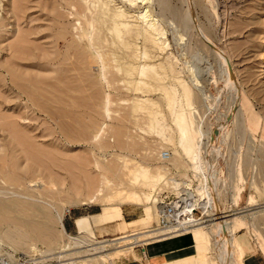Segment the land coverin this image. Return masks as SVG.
Masks as SVG:
<instances>
[{"label": "rangeland", "instance_id": "374dc122", "mask_svg": "<svg viewBox=\"0 0 264 264\" xmlns=\"http://www.w3.org/2000/svg\"><path fill=\"white\" fill-rule=\"evenodd\" d=\"M143 1L0 0V201L14 204L33 195L56 208L46 207L54 222L33 214L38 229L22 246L5 241L2 226L0 257L7 251L68 260L59 257L79 251L56 225L64 214L73 236H79V222L90 219L82 236L91 245L102 243L114 264H124L134 249L122 254L123 248L108 243L131 235L146 241L158 214L148 227L116 231L122 207L136 214L133 219H145L157 204L149 210L143 194L162 203V194H181L165 182L175 179L184 191L202 185L180 147L174 118L184 113L194 123L199 153L207 151L216 173L218 215L243 220L235 241L244 258L236 264H245L248 253V263L256 255L264 264V0ZM147 13L158 29L145 37L138 17ZM143 65L146 84L138 75ZM214 136L220 139L210 150ZM141 168H148V177L162 175L161 187L152 189L148 177L139 178ZM216 219L199 227L212 230ZM109 230L119 234H101ZM200 239L204 244L196 248L206 257L198 264H223L217 233ZM102 255L78 261L107 264Z\"/></svg>", "mask_w": 264, "mask_h": 264}, {"label": "bare ground", "instance_id": "6f19581e", "mask_svg": "<svg viewBox=\"0 0 264 264\" xmlns=\"http://www.w3.org/2000/svg\"><path fill=\"white\" fill-rule=\"evenodd\" d=\"M136 1V0H135ZM145 1V0H144ZM143 1V2H144ZM129 2V1H128ZM130 2H131V0H130ZM132 2H133V0H132ZM131 2V3H132ZM137 2H138V0H137ZM165 2V1H164ZM134 3V2H133ZM21 5V4H20ZM132 5V4H131ZM136 5V4H135ZM23 6V5H22ZM120 12V11H119ZM124 12V11H123ZM121 13H122V10H121ZM120 14V13H119ZM117 15H118V13H117ZM121 15V14H120ZM124 15V14H123ZM122 16V15H121ZM125 16H126V14H125ZM140 16V18L138 17V19H140V22H142L143 23V27L141 26V28H142V32H143V35H145V37L147 36L146 34H148V35H151L152 33H156V29H158V28H156V25L155 24H151L150 22H148V19H149V15H148V13L147 14H145V15H139ZM113 17V16H112ZM114 18H115V16H114ZM116 19H117V17H116ZM124 19V18H123ZM111 20H112V18H111ZM114 20V19H113ZM112 20V21H113ZM118 20V19H117ZM122 20V19H121ZM124 21V20H123ZM150 21V20H149ZM122 22V21H121ZM123 23H125V22H123ZM120 23H118V25H119ZM114 25V24H113ZM115 25H116V20H115ZM117 25V26H118ZM122 25V24H121ZM127 25H129V24H126V26ZM123 26H125V24H123ZM122 26V27H123ZM138 27H140V25L138 26ZM137 27V28H138ZM116 28V27H115ZM140 28V29H141ZM124 29V28H123ZM119 31H121V30H119ZM134 31V30H133ZM133 31H130V33L131 32H133ZM135 31L137 32V30L135 29ZM141 31V30H140ZM139 31V32H140ZM117 32V31H116ZM122 32V31H121ZM128 32H129V28H128ZM159 32V31H158ZM141 33V32H140ZM118 34H119V32H118ZM157 34V33H156ZM152 35H154V34H152ZM120 37H121V35H119ZM132 36V35H131ZM137 36V35H136ZM140 36V35H139ZM158 36V35H157ZM134 37V36H133ZM144 37V38H145ZM148 37V36H147ZM159 37V36H158ZM20 38V37H19ZM150 38H152V36L150 37ZM147 38H145V40H146ZM156 39V38H155ZM149 40V39H148ZM151 41H152V39H150ZM149 40V41H150ZM206 40V39H205ZM209 42V41H208ZM155 43V42H154ZM157 43V42H156ZM155 43V44H156ZM264 45V44H263ZM14 46V45H13ZM157 46V45H156ZM160 46V45H159ZM212 46V45H211ZM14 47H17V46H14ZM161 47V46H160ZM11 49H12V47H11ZM15 49V48H14ZM146 52V51H145ZM213 52V51H212ZM18 53V52H17ZM20 53H22V52H20ZM24 53H26L25 51H24ZM216 53H218L219 55V57H222L225 61V63H227L228 62V60H229V57H227L226 56V54L224 55L223 54V52L221 53V52H219L218 50H216ZM215 53V54H216ZM34 54V53H33ZM11 56V55H10ZM217 56V57H218ZM143 57L144 58H146V53L145 54H143ZM19 58V57H18ZM142 58V57H141ZM220 60V59H219ZM11 61V60H10ZM20 61V60H19ZM227 61V62H226ZM230 61V60H229ZM224 62H223V65H225L224 64ZM260 62H262V66L260 67V68H262V72H263V74H264V55H263V58L261 59V61ZM9 63V62H8ZM229 64V63H228ZM10 66V65H9ZM226 66H228V65H226ZM232 67V66H231ZM228 68H229V66H228ZM227 68V69H228ZM231 69V68H230ZM229 69V73L231 72V70ZM147 69H146V65H143V67L141 68V71L138 73V75L141 77V79H140V83L141 84H146L145 83V80L144 79H146V73H147V71H146ZM261 70V69H260ZM230 77V76H229ZM193 81H195V80H193ZM139 83V84H140ZM193 83V82H192ZM15 85H16V83H14ZM196 85V84H195ZM19 87H21V86H19ZM22 88V87H21ZM188 97L189 98H191V99H193V97H194V94H188ZM32 99H34V98H32ZM95 99V98H94ZM92 100V99H91ZM172 100H174V99H172ZM143 101V100H142ZM171 101V100H170ZM144 102V101H143ZM175 102H176V100H175ZM173 104L172 105H174V101L172 102ZM171 104V102H169V105ZM176 104V103H175ZM171 105V106H172ZM170 106V107H171ZM47 109V108H46ZM56 113H58V112H56ZM55 113V116H57V114ZM48 114V113H47ZM50 114H52V113H50ZM54 114V113H53ZM66 114V113H65ZM174 115V114H173ZM66 116V115H65ZM175 120V123H176V127H177V130H178V134H179V136H180V147L183 149V152H184V154H185V156L187 157V158H189L190 160H192V162H193V168H194V170L196 171L195 173H197L198 174V176L200 177V179H201V181H202V185H201V188H204V184H206V183H209L212 187L215 185V184H217L216 182L217 181H215V175H214V173L212 174V173H207V172H204L205 170L203 169V165L201 164V160H200V151H199V147H200V145H199V143L197 142V139H196V130H195V127H194V123L192 122V121H190L189 120V118L187 117V115H185L184 113H181V114H179V115H176V117L174 118ZM62 121V120H61ZM59 122V121H58ZM12 123V122H11ZM14 124L13 125H15L16 123L15 122H13ZM16 126H17V124H16ZM16 126H14V127H16ZM63 127H65V125L63 126ZM62 127V128H63ZM16 128H19L18 126L16 127ZM163 130L164 129H162V132H163ZM163 134V133H162ZM211 134V133H210ZM203 136V135H202ZM169 137V136H168ZM166 138V137H165ZM200 138V137H199ZM168 139V138H167ZM220 138L217 136V137H213V140H211L210 141V143H208L209 144V148L208 149H210L211 147L213 148L214 146H215V144H216V142L219 140ZM222 141V140H221ZM224 141V140H223ZM226 141V140H225ZM219 142V141H218ZM222 143H225V142H222ZM207 144V145H208ZM220 144H221V142H220ZM221 145H223V144H221ZM119 146H120V144H119ZM222 148V147H221ZM211 150V149H210ZM215 151V150H214ZM164 154H166L167 155V158H165L164 159ZM163 156H162V160L164 161V162H168L171 158V156H170V154L169 153H167V152H164L163 153ZM206 164H208V163H206ZM216 167V166H215ZM41 168V167H40ZM142 169V170H141ZM139 171V173H138V177L139 178H146V177H148V175L150 174V172L148 171V168H146V170L144 169L143 170V168H141ZM150 170V169H149ZM1 171V170H0ZM205 173H207L208 175H204ZM137 174V173H136ZM218 174V173H217ZM152 175V174H151ZM151 175H150V177H148V181L150 180L151 181V185H153L152 187V189H155L156 188V190H157V187H161V185L163 184V177H162V175H158L157 177H151ZM136 176V175H135ZM155 176V175H154ZM136 178V177H135ZM139 178H137V179H139ZM137 179H135V180H137ZM144 180H146V179H144ZM166 180L164 179V182H165ZM51 183V182H50ZM56 184V183H55ZM55 184H53V182H52V184H49V185H51V188H55L56 186H57V184L55 185ZM170 185L171 184V188L173 189V190H176L177 192H179V193H181V194H184L185 192H187V191H184V189H182L181 188V183L179 182V181H176L175 179H172L171 180V182L170 183H168V182H165L164 183V185ZM168 185V186H169ZM33 186V185H32ZM93 187H94V183H91V185L89 186V191L91 192L92 190H93ZM38 189V188H37ZM88 191V192H89ZM94 191V190H93ZM152 191V190H151ZM8 193V192H7ZM92 193V192H91ZM148 193V192H147ZM30 193H28V194H26V195H29ZM134 194V193H133ZM180 194V195H181ZM144 196H145V200L147 201V202H145L144 201V203H145V205L144 206H147L148 207V209L149 210H152V209H150L149 208V206H151V205H154V204H157V207H156V209H154V211H153V213H154V215H149L147 218H142V219H140V220H138L137 222H134V223H125L124 224V227H122V231L123 230H126L127 228H131V227H136V226H146V227H148L151 223H152V221L153 220H155L156 219V212H157V214H158V212H159V204H161L160 203V201L159 200H157V199H154L153 197H152V195H150V194H143ZM7 196V195H6ZM132 196V195H131ZM144 196H142L143 198H144ZM15 197V196H14ZM19 197V195H17V198ZM23 197V196H22ZM155 197V196H154ZM7 198V197H6ZM11 198V197H10ZM13 198V197H12ZM20 198H21V196H20ZM26 198V196L24 197V198H22V199H25ZM94 198H95V196H94ZM93 198V199H94ZM97 198V197H96ZM95 198V199H96ZM134 198V197H133ZM135 198H136V195H135ZM134 198V199H135ZM138 198H140V196H138ZM137 198V199H138ZM217 198V197H216ZM216 198H215V207L216 208H218L219 207V205H218V202H217V200H216ZM94 199V200H95ZM136 200V199H135ZM161 200L163 201V199L161 198ZM21 201V200H20ZM16 202V203H11V204H9V202H8V204H6L5 202L3 203H1V201H0V209H2V212H3V214H4V217H3V220H2V218H1V221H0V230H1V227L2 226H4L5 228H3V229H5L4 231H3V233H4V236H5V241H7V240H9L10 242H11V244L13 243V245H15L16 246V244L19 246H22L23 245V241H27V239L29 238V235H28V233H34L35 231H36V229H38V221H34L33 220V218L34 219H36L35 217H33L32 218V216H33V214L34 213H36L37 212V214L36 215H38L39 213H42V215L44 214V216H45V219L47 220V221H49V222H51V221H53V219H52V217L53 218H55L54 216H55V214L52 216L51 215V213H50V211H48V209H50V210H52V211H54L56 208H55V205L54 204H47L46 202H43L42 203V201H39L38 199H36V197L34 196L33 197V195L32 196H28L24 201H26V202H24L23 200V202ZM96 201V200H95ZM97 201H98V199H97ZM138 201H139V199H138ZM219 201V200H218ZM137 202V201H136ZM164 202V201H163ZM138 203V202H137ZM138 204H141V203H138ZM46 207L48 208V209H46ZM216 208H215V210H216ZM54 209V210H53ZM58 210V209H57ZM218 210V209H217ZM60 211V210H59ZM1 213V212H0ZM10 213H13L14 214V216L11 218L10 217ZM55 213V212H54ZM59 213V212H58ZM57 213V214H58ZM2 214V213H1ZM56 214V215H57ZM61 214H63L62 212H61ZM59 216L57 217V226L59 227V229L61 230V233H62V235L63 236H66L71 242H72V244L76 247V249H77V251H79L78 253H75V254H70V255H63L64 257H59L60 259H68V260H58V261H56V262H61V261H74L73 263L74 264H87L88 262H89V264H90V262H91V260H79L78 261V259H85L84 257H88L89 256V254H90V256H96V255H98V254H103L102 256H100L99 258H103V259H105L106 261H108V263L110 264V262L113 260L112 259V255H110V254H106L105 252H107L106 250H105V248L106 247H104V246H101L102 245V243H99V245H97V244H93V245H91L90 243H88V239H86L84 236H82V234L81 235H79V236H73V235H71V234H69L68 232H67V230H66V227H65V225H64V220H65V218H64V214L63 215H60V214H58ZM224 215V214H223ZM1 216V215H0ZM39 216V215H38ZM37 216V217H38ZM41 217V216H40ZM216 217L217 218H220V219H216V221H218L217 223H215V226L213 227V229L212 230H210V228L208 227V226H202V227H199L200 225H198L197 227H194L193 229H191L189 232H187V233H185V234H182V235H169V236H166L165 234H162V233H159V232H151V233H146L145 234V238H147L146 239V241H153V242H164V241H167V240H171V239H173V238H179V237H183V236H188V235H192L193 234V236H194V238H195V243H196V246L197 247H199V246H201L202 245V240L200 239L202 236H204V235H208V234H210L211 232H216L217 233V235L219 236V238L222 240V245L224 246V254H225V262L223 263V264H234V262H235V264H236V259L238 260V259H242V258H244V254H243V252L241 251V249H240V247H239V245H237V243H236V241H235V232H236V230H237V228L240 226V224L243 222V220H241V219H238V218H233V219H231V220H225L226 218H225V216L224 217H221L220 215H218V212L216 211ZM93 218H95V217H92V220H93ZM42 219V218H41ZM56 220V219H55ZM214 220V219H213ZM88 222H90V219H88L87 220ZM45 222V221H44ZM54 222V221H53ZM40 223V222H39ZM43 223V222H42ZM41 223V224H42ZM46 223V222H45ZM44 224V223H43ZM49 224V223H48ZM55 224V223H54ZM54 224H53V226H54ZM40 225V224H39ZM46 225H47V223H46ZM55 225V226H56ZM44 226V225H43ZM48 226V225H47ZM199 227V228H198ZM41 228H43V227H41ZM47 230H48V228H46ZM42 230V229H41ZM45 230V228L43 229V231ZM51 230V229H50ZM59 230V231H60ZM28 231V232H27ZM42 231V232H43ZM52 231V230H51ZM53 231H55V230H53ZM39 232V231H38ZM37 232V234H39ZM41 232V231H40ZM48 232V231H47ZM58 231L56 230V233H57ZM1 233V232H0ZM3 233H2V235H3ZM60 233V232H59ZM47 234V233H46ZM49 234H51V233H49ZM49 234H47V235H49ZM58 234V233H57ZM1 235V234H0ZM1 235V237H3ZM45 235V234H44ZM84 235V234H83ZM39 236V235H38ZM37 236V237H38ZM55 237H56V235H54ZM87 236V235H86ZM135 236V237H134ZM136 236L137 235H131V236H129V237H127V236H125L124 238H122V239H120V240H118V241H112V242H109L108 244H111V246H118V248H123L124 250H122L121 252H122V254H124L125 252H128V251H131L132 249H134V247H133V245L136 243V242H138L139 241V238H136ZM35 237V236H34ZM51 237V236H50ZM232 238L231 240H228V238ZM40 238V237H39ZM32 239V238H31ZM43 239H46V238H44L43 237ZM43 239H42V241L40 240V239H38V240H40V242H43ZM55 239V238H54ZM53 239V240H54ZM57 239H58V237H57ZM205 239H206V237H205ZM2 240V239H1ZM37 240V241H38ZM3 241H4V239H3ZM8 241V242H9ZM30 241V240H29ZM51 241H52V239H51ZM56 241V240H55ZM55 241H54V243H55ZM7 242V243H8ZM45 242V241H44ZM48 242V241H47ZM57 242V241H56ZM92 242V241H91ZM152 242V243H153ZM207 242V241H206ZM224 242V243H223ZM52 243V245H53V241L51 242ZM28 244V243H27ZM35 244V243H34ZM37 244V243H36ZM146 244H148V243H146ZM204 244V243H203ZM225 244H226V246H225ZM26 245V244H25ZM45 245V244H44ZM50 245V244H49ZM57 244H55L54 246H56ZM66 245V244H65ZM70 245V244H69ZM26 247V246H25ZM47 247H48V244H47ZM67 247V246H66ZM74 247V248H75ZM128 247V248H127ZM12 248L14 249V247L12 246ZM24 248V247H23ZM18 249V248H17ZM52 249H56V248H52ZM70 249V248H69ZM75 249V250H76ZM48 250H50V248H48ZM62 250H64L63 248L61 249V251ZM72 250H73V247H72ZM72 250H64L63 252H71ZM216 250H219V252H220V254H222V249H221V245H217V249ZM14 251H18V250H14ZM19 251H21V250H19ZM53 251V250H52ZM50 252V251H49ZM62 252V253H63ZM74 252V251H73ZM8 252L6 251V254H7ZM51 253H53V252H51ZM6 254H4V255H6ZM81 255V257L79 256V255ZM84 254V255H83ZM86 254H88L87 256H86ZM1 255V254H0ZM3 255V256H4ZM30 255H32V254H30ZM75 255H78V258L76 257V258H72L73 256H75ZM32 256H34V255H32ZM59 256V255H58ZM34 257H36L37 258V256H34ZM69 257H71L72 259H70ZM206 256H205V254L203 253V251H198V258H199V260H203L204 258H205ZM1 258V257H0ZM89 258V257H88ZM94 258V257H93ZM93 258H91V259H93ZM40 261H41V259L40 258H38ZM70 259V260H69ZM77 260V261H76ZM96 260H98V258H95V259H93L92 261H96ZM205 260V259H204ZM107 263V264H108ZM114 264V262L112 261L111 262V264Z\"/></svg>", "mask_w": 264, "mask_h": 264}, {"label": "built area", "instance_id": "2783aa9c", "mask_svg": "<svg viewBox=\"0 0 264 264\" xmlns=\"http://www.w3.org/2000/svg\"><path fill=\"white\" fill-rule=\"evenodd\" d=\"M204 148L200 153L201 164L203 165L204 172L214 173L215 181L216 173L212 169V165L208 160ZM164 159L167 155L164 154ZM208 162V164H206ZM205 173L204 175H208ZM198 180V179H197ZM199 181V180H198ZM217 183V182H216ZM218 184L213 187L206 183L204 188H201L200 181L195 188L186 190L184 194L164 196L161 198L164 202L159 204V212L157 222L153 227L148 228L147 233L159 232L169 235H182L189 232L198 225H205L216 219L215 198ZM216 200H218L216 198ZM146 231V230H145ZM146 234V232H145ZM147 247L146 241H138L134 244V250L141 249L143 258H147L145 248ZM127 257H124L125 259ZM0 264H74L72 261H40L38 258L24 253V252H8L0 258Z\"/></svg>", "mask_w": 264, "mask_h": 264}, {"label": "crops", "instance_id": "0c3cea01", "mask_svg": "<svg viewBox=\"0 0 264 264\" xmlns=\"http://www.w3.org/2000/svg\"><path fill=\"white\" fill-rule=\"evenodd\" d=\"M125 206L127 205H124L122 207L124 219H122L121 223L117 226V228H114L116 231H122V227H124L125 223L127 224L134 223L140 220V218H142L140 217L139 219L138 218L133 219L135 218L136 214H132L129 210L125 208ZM94 214H97V213H94ZM130 219H133L131 220L132 222L127 221ZM89 231H90V222L86 221V219L85 221L84 220L80 221L79 222V235L83 233H88ZM101 234L107 235V236H109L110 234L115 237L119 233H116V232L114 233L112 232V230H109V231H104V233H101ZM103 235L100 238H103ZM124 237L125 236H121L119 239H116L114 241H118ZM136 238H139V237H136ZM146 245H147V247L145 248V251L147 254L146 259L143 258L142 250L137 249V250H134L133 254H129L132 256L125 258L124 264H198V261H199L198 252H197L198 250L196 248L195 238L193 235L173 238L171 240H167L164 242L148 243ZM247 256H246L245 264H262L261 262L258 261V258L256 255H252L251 260L248 263Z\"/></svg>", "mask_w": 264, "mask_h": 264}]
</instances>
